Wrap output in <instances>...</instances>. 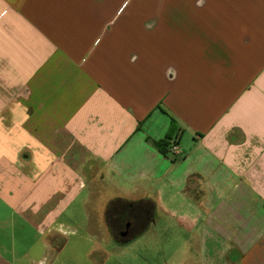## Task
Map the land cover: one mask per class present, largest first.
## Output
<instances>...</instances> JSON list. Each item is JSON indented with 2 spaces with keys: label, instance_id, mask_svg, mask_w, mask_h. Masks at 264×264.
<instances>
[{
  "label": "crops",
  "instance_id": "crops-1",
  "mask_svg": "<svg viewBox=\"0 0 264 264\" xmlns=\"http://www.w3.org/2000/svg\"><path fill=\"white\" fill-rule=\"evenodd\" d=\"M114 2L0 0V264L131 263L116 197L264 264V0Z\"/></svg>",
  "mask_w": 264,
  "mask_h": 264
},
{
  "label": "rangeland",
  "instance_id": "rangeland-1",
  "mask_svg": "<svg viewBox=\"0 0 264 264\" xmlns=\"http://www.w3.org/2000/svg\"><path fill=\"white\" fill-rule=\"evenodd\" d=\"M114 1L116 8L124 2V0ZM148 1L150 2V0ZM140 4L141 0H133V8L128 6L123 11L117 29H123L124 25L126 29L135 30L138 23L136 21H132V23L126 21L134 13V9H140ZM125 6L126 4L123 8ZM95 205L96 199L92 198L88 206L95 208ZM98 216V214L92 215L94 218H99ZM156 217L159 218V215H156ZM78 221L80 224L83 222L82 219H78ZM155 221L153 220L142 234H137L130 241L122 242V245H111V242L108 246L111 252L130 258L131 263L129 264H182L184 262L181 260L185 258H188L191 263L197 264L201 256L198 238L199 230L193 231L184 227L176 217L166 213H162L160 219L156 218ZM114 235L118 240L123 241L125 239L124 237L122 239L119 238V233ZM18 236L21 244L20 251H25L30 247L29 244H26L29 238L27 236L22 237L23 235L20 232Z\"/></svg>",
  "mask_w": 264,
  "mask_h": 264
},
{
  "label": "trees",
  "instance_id": "trees-1",
  "mask_svg": "<svg viewBox=\"0 0 264 264\" xmlns=\"http://www.w3.org/2000/svg\"><path fill=\"white\" fill-rule=\"evenodd\" d=\"M162 151L167 152L169 142L167 139L154 141ZM156 203L151 198L127 200L121 197L109 201L106 209L107 222L113 234L119 232L123 226L130 224L131 231L124 240L132 239L137 234L143 233L154 218Z\"/></svg>",
  "mask_w": 264,
  "mask_h": 264
},
{
  "label": "flooded vegetation",
  "instance_id": "flooded-vegetation-1",
  "mask_svg": "<svg viewBox=\"0 0 264 264\" xmlns=\"http://www.w3.org/2000/svg\"><path fill=\"white\" fill-rule=\"evenodd\" d=\"M131 231L130 224L127 223V225L123 226L121 229H119V238L122 239V237L126 236Z\"/></svg>",
  "mask_w": 264,
  "mask_h": 264
},
{
  "label": "built area",
  "instance_id": "built-area-1",
  "mask_svg": "<svg viewBox=\"0 0 264 264\" xmlns=\"http://www.w3.org/2000/svg\"><path fill=\"white\" fill-rule=\"evenodd\" d=\"M172 149H173L174 151H178V146H177V144H174V145L172 146Z\"/></svg>",
  "mask_w": 264,
  "mask_h": 264
}]
</instances>
